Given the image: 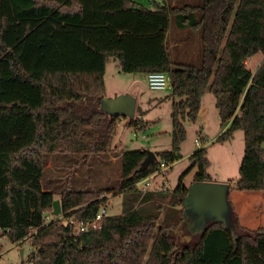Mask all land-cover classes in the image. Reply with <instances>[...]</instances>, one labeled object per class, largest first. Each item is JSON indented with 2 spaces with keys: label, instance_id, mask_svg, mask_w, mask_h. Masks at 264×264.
Instances as JSON below:
<instances>
[{
  "label": "trees",
  "instance_id": "obj_1",
  "mask_svg": "<svg viewBox=\"0 0 264 264\" xmlns=\"http://www.w3.org/2000/svg\"><path fill=\"white\" fill-rule=\"evenodd\" d=\"M172 16L182 28L201 30L200 66L171 59L166 42ZM257 54H264V0H203L181 7L156 3L153 9L131 0H29L19 10L14 0H0V226L11 228L7 238L18 242L36 230L29 264H252L243 240L258 241L264 232H251L236 212L238 238L221 221H212L195 241L175 236L185 221L186 173L173 200L180 208L167 223L149 212L152 191L142 193L135 183L181 158L185 121L197 120L210 91L222 127L230 123L217 141L244 131V156L233 189L264 190V60L256 72L247 66ZM111 58L124 73L170 75L172 148L157 152L145 171L139 168L147 151L124 150L120 184L130 193V204L120 215H106L99 228L74 237L52 215L56 198L42 184L45 155L88 158L108 151L120 119L111 120L100 108ZM145 113L128 124L146 129ZM207 153L202 147L190 156L191 168L198 167L195 181L211 180ZM106 191L65 192L62 212L91 221L104 207L100 197ZM138 199L142 203L136 208ZM46 215L53 216L51 221Z\"/></svg>",
  "mask_w": 264,
  "mask_h": 264
},
{
  "label": "rangeland",
  "instance_id": "obj_2",
  "mask_svg": "<svg viewBox=\"0 0 264 264\" xmlns=\"http://www.w3.org/2000/svg\"><path fill=\"white\" fill-rule=\"evenodd\" d=\"M139 1L146 5H152V3L148 4L146 0ZM202 1L192 0L194 4L200 5ZM28 2L29 0H14L17 10ZM197 33L201 34V30L198 29ZM195 34L196 32L193 29H184L178 26L175 16H172L169 28V51L174 62L201 65L202 40L200 39L197 42L198 39ZM176 39H181L184 43L182 46L172 48L171 41L174 43ZM117 64L118 61L111 59L106 66L105 94L114 96L115 94L130 93L135 96L138 104L135 117L143 115L142 108L148 110L143 116V120L148 123L146 129L140 130L129 125L127 118L117 119L111 149L109 148L108 151L88 158H84L81 154L48 153L45 155V168L42 175L44 189L52 191L56 199H60L61 194L65 192L107 190V193L100 197V199H105V205L102 207L101 213L106 215L122 214L127 205L130 204V199L132 200L129 192H122L121 190L122 152L129 148H142L157 153L172 148V106L174 99L171 91H151L147 87L146 74L124 73L119 70ZM148 96H158V98L154 99V103L149 105ZM213 96L212 92L207 91L202 98V106L197 120L195 122L192 120L185 121L187 138L181 145V157L187 155L193 149L197 150L204 147L202 143L199 146L196 145V139L202 138L199 132L202 126L211 133H215L220 129L217 111L213 114L212 111L203 110L204 112L200 114L202 107L206 108L207 101ZM212 135L210 136L212 137ZM244 139V131L239 129L231 139L210 142L211 145L207 148L210 161L208 167V173L211 176L210 181L227 183L232 187L229 199L233 208H230L226 219L228 227L236 238L241 236V230L235 212L239 215L240 223L251 232H264V190L238 191L233 189L240 176L239 169L245 150ZM191 164L189 156L179 158L175 163L167 164L163 168L164 172L156 177L153 186L149 189L154 197L153 202L147 206L150 213L159 216V223H167L170 217H176L173 209H178L180 206H176L173 200L179 179L186 173L184 181L190 185L195 181L198 173V167L191 168ZM164 185H166L168 191L163 190ZM140 199L135 201L134 207L141 206L142 201ZM210 223L208 220L203 226L188 227L184 225L178 227L175 236L183 242L195 241L200 238ZM0 244L3 247L0 250V264H23L20 253L21 248L24 249V262H26L30 240H26L23 244L17 246L16 242H12L9 238H3L0 240ZM243 247L250 263L264 264V236L260 237L258 241L245 238Z\"/></svg>",
  "mask_w": 264,
  "mask_h": 264
},
{
  "label": "water",
  "instance_id": "obj_3",
  "mask_svg": "<svg viewBox=\"0 0 264 264\" xmlns=\"http://www.w3.org/2000/svg\"><path fill=\"white\" fill-rule=\"evenodd\" d=\"M100 108L106 112L111 120H133L137 110V98L130 93L108 96L103 94L100 99ZM264 150V144H262ZM147 156L143 160L139 171H145L148 166L158 159L156 152L147 150ZM230 185L212 181H194L188 186V192L182 198V208L185 217L184 225L188 227L203 226L208 220L221 221L227 224L226 215L230 211L229 193ZM62 213L60 199L53 202L52 215ZM21 257H24V249H20Z\"/></svg>",
  "mask_w": 264,
  "mask_h": 264
},
{
  "label": "built area",
  "instance_id": "obj_4",
  "mask_svg": "<svg viewBox=\"0 0 264 264\" xmlns=\"http://www.w3.org/2000/svg\"><path fill=\"white\" fill-rule=\"evenodd\" d=\"M148 86L152 90H172V81L170 75L167 72H151L147 75ZM122 120V119H121ZM202 142L200 139H196V144L200 145ZM167 164H163L160 170H157L150 174L149 176L141 179L140 181L135 183V186L143 193L147 192L154 184L156 177L164 172V169ZM165 166V167H164ZM163 190H168L166 185L163 186ZM106 216L105 213H101V211L97 214L96 218L91 221H77L73 216L67 215V213L62 212L60 215L54 217V220L60 221L63 225L70 228L71 234L74 237L80 236L82 233L88 232L92 229H97L101 225V221ZM47 222L51 221L53 216L46 215ZM11 232V228H3L0 226V240L3 238H7L8 234ZM36 230H32L30 234L24 238V240H20L16 242V245L23 244L26 240H30V248L29 253L32 252L33 246L32 241ZM31 254V253H30ZM23 264H29L28 261L23 262Z\"/></svg>",
  "mask_w": 264,
  "mask_h": 264
},
{
  "label": "crops",
  "instance_id": "obj_5",
  "mask_svg": "<svg viewBox=\"0 0 264 264\" xmlns=\"http://www.w3.org/2000/svg\"><path fill=\"white\" fill-rule=\"evenodd\" d=\"M131 1H133L136 5H139V6H147L148 8H151V9H153V8H155V6H156V3H160V4H166V5H168V6H170V7H181V6H184V5H187V4H191V5H199V4H194L193 2H192V0H146L147 2H148V4H151L152 3V5H146L145 3H143V2H141V1H139V0H131ZM170 25H171V22H170ZM170 28V27H169ZM184 29H193V28H184ZM193 30H195V32H196V36H197V42H199V40L201 39L202 40V38H201V34H198L197 32H198V29H193ZM189 35V34H188ZM173 41H174V38H173ZM173 41H171V47L172 48H175V47H177V46H182V44L184 43V41H182L181 39H176V41L173 43ZM167 48H168V50H169V47H170V35H169V30H168V35H167ZM201 43H202V41H201ZM187 51V50H186ZM169 53H170V51H169ZM184 54H186V52H184ZM111 59H114V58H111ZM110 59V60H111ZM198 59H199V54H198ZM197 59V60H198ZM109 60V61H110ZM114 60H116V59H114ZM263 60H264V54H257V55H255V56H253V57H251L250 59H248V61H247V66H248V68H250L253 72H256V70H257V68L261 65V63L263 62ZM108 61V62H109ZM116 61H118V60H116ZM107 65H108V63H107ZM117 66L119 67V70H121V68H120V65H119V61H118V64H117ZM106 72H107V67H106ZM106 74V73H105ZM146 80H147V75H146ZM147 87L149 88V86H148V82H147ZM119 90H121V89H119ZM118 90V91H119ZM149 90H151V91H171V94H172V90H152V89H150L149 88ZM117 91V92H118ZM122 91V90H121ZM213 94V93H212ZM172 96H173V94H172ZM156 98H158V96H154V97H151V96H148V98H147V101H148V104L149 105H151V104H153L154 103V99H156ZM160 98V97H159ZM173 99H174V96H173ZM173 102H174V100H173ZM138 105V104H137ZM141 107V106H140ZM173 107V106H172ZM205 107L206 108H203L202 107V111H201V113L200 114H202V112H204L203 110H207V112H213V114H215V111H217V115H218V117H219V120H220V129L218 130V131H216L215 133H211V132H209V131H207L206 129H205V127L204 126H202L201 127V130H199V132H200V134L202 135V138L200 139L201 140V142H202V146H204V147H209V145H211L210 144V142H212V143H214V142H216V140H217V138L225 131V129L229 126V124L228 125H226L225 127H222V124H221V119H220V116H219V111H218V109H217V107H216V100H215V96H213L212 98H210V100H208L207 101V103H206V105H205ZM142 108V107H141ZM142 110L143 111H148V110H144L143 108H142ZM137 111V110H136ZM211 134H213L212 135V137L210 136ZM197 145V144H196ZM197 146H199V145H197ZM110 149H111V146H110ZM196 151V149L194 150H191V152H189L187 155H182V157L181 158H183V157H185V156H189V158H190V156L194 153ZM179 159H177V160H175L173 163H175L176 161H178ZM185 179V178H184ZM184 183H185V181H184ZM186 184V183H185ZM187 185V187L189 186V184H186ZM149 191V190H148ZM168 191V190H167ZM31 253V252H30ZM30 253L28 252V257H27V260L26 261H28L29 260V256H30ZM23 259V262H24V257L22 258Z\"/></svg>",
  "mask_w": 264,
  "mask_h": 264
}]
</instances>
